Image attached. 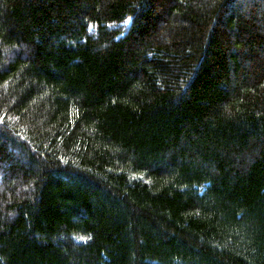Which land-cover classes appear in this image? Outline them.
Segmentation results:
<instances>
[{
	"label": "trees",
	"instance_id": "trees-1",
	"mask_svg": "<svg viewBox=\"0 0 264 264\" xmlns=\"http://www.w3.org/2000/svg\"><path fill=\"white\" fill-rule=\"evenodd\" d=\"M0 264H264V0H0Z\"/></svg>",
	"mask_w": 264,
	"mask_h": 264
}]
</instances>
